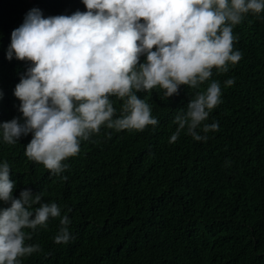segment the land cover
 I'll use <instances>...</instances> for the list:
<instances>
[{
	"label": "trees",
	"instance_id": "obj_1",
	"mask_svg": "<svg viewBox=\"0 0 264 264\" xmlns=\"http://www.w3.org/2000/svg\"><path fill=\"white\" fill-rule=\"evenodd\" d=\"M33 8L45 18L87 11L82 0H0V124L24 122L14 92L31 65L9 61L7 51ZM233 33L242 53L237 65L223 74L213 69L198 89L181 86L168 100L159 88L137 93L158 125L142 132L102 127L66 161L67 181L26 157L32 134L8 145L0 133V163L11 166L15 197L25 188L43 193V202L69 216L75 237L56 244L60 218L50 219L27 242L42 252L21 264H264V12L247 14ZM230 78L235 84L225 87ZM212 81L221 84L222 102L205 123L218 122L219 130L206 142L185 130L170 143L177 112ZM112 100L119 115L123 101Z\"/></svg>",
	"mask_w": 264,
	"mask_h": 264
},
{
	"label": "clouds",
	"instance_id": "obj_2",
	"mask_svg": "<svg viewBox=\"0 0 264 264\" xmlns=\"http://www.w3.org/2000/svg\"><path fill=\"white\" fill-rule=\"evenodd\" d=\"M82 2L87 11L70 16L45 18L40 9H31L12 32L7 51L9 61L15 57L31 66L14 92L24 122L14 118L0 124L3 141L15 145L32 134L26 157L64 181L66 161L102 127L142 132L158 125L151 105L137 93L159 88L168 100L180 94L181 86L198 89L213 69L223 74L237 65L242 53L234 48L239 39L234 27L247 14L264 12V0ZM234 84V78L224 82L225 87ZM3 95L0 91V100ZM221 96L219 81L196 91L187 110L177 112L173 123L178 127L169 142L185 130L193 140L206 142L208 133L219 130L218 122L205 121ZM112 97L123 101L119 115ZM16 187L10 164L0 163V264H21L22 258L42 252L40 244L27 242L38 228L47 229L50 219L60 218L56 244L75 239L72 222L61 216L57 203L43 202L44 194L31 188L17 198Z\"/></svg>",
	"mask_w": 264,
	"mask_h": 264
}]
</instances>
